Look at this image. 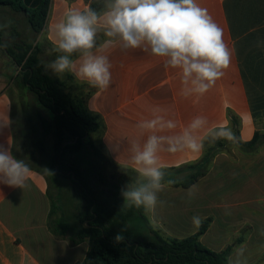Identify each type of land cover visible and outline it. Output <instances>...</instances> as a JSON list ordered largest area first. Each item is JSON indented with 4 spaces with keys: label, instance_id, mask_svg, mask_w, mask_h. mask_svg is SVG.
Instances as JSON below:
<instances>
[{
    "label": "crops",
    "instance_id": "1",
    "mask_svg": "<svg viewBox=\"0 0 264 264\" xmlns=\"http://www.w3.org/2000/svg\"><path fill=\"white\" fill-rule=\"evenodd\" d=\"M197 3L207 8L222 27L224 40L232 51L229 68L213 88L203 96L185 98L181 95L179 70L165 69L166 58L152 56L141 49L127 52L117 49L110 56L113 65L110 88L104 92L96 89L88 100L90 111L100 115L104 123L100 143L110 162L120 168L134 171L131 165L125 166L128 143L138 137L136 125L152 118L153 109H160L158 114L174 120L178 125L176 131L196 116L206 117L208 127L221 124L231 127L228 110H232L241 119L243 142L252 141L256 132H264V46H257L264 41V0H197ZM85 5V0H51L47 28L41 34L31 30L23 13L0 7V28L15 31L17 41L39 44L40 58L51 60L56 54L49 55L53 47L48 39L50 25L57 22L68 7ZM3 15L14 16V26L5 27L9 20H4ZM69 76L66 74L63 80L59 79L69 89L75 83H84L73 76L71 81ZM13 113L12 97L6 80L0 76V119L10 121V125L0 131V143L7 144L12 153L15 144ZM113 143H119L123 150L118 154L110 153L108 145ZM203 154L204 150L201 153H162L163 170L197 164ZM169 188L187 202L184 209L163 206L156 214L159 225L171 224L177 230L166 231L167 237L192 236L208 221L201 240L208 238L209 245L202 243L204 246L218 253L232 247L231 255L244 246L246 264H264V145L256 152H244L233 145L220 151L206 175L190 188ZM189 190L191 194L186 192ZM48 191L45 176L32 170L28 187L24 189L0 184V264H81L86 258L88 241L72 246L66 238L50 231ZM188 216H198L202 222L193 234L185 236V231L173 224L187 221Z\"/></svg>",
    "mask_w": 264,
    "mask_h": 264
},
{
    "label": "clouds",
    "instance_id": "2",
    "mask_svg": "<svg viewBox=\"0 0 264 264\" xmlns=\"http://www.w3.org/2000/svg\"><path fill=\"white\" fill-rule=\"evenodd\" d=\"M48 39L53 45L49 55H56L42 61L45 72L50 71L60 80L66 74L71 75L99 92L108 90L112 84L110 56L117 49L122 52L141 49L166 58L165 69L179 70L181 95L185 98L203 96L213 88L229 68L232 57L222 27L197 0H104L99 10L90 4L68 7L50 25ZM257 46H264V41ZM160 111L153 109L151 119L136 125L138 137L128 143L125 160V166L131 165L139 178L122 187L124 204L142 208L145 214L153 213L164 203L159 199L166 175L162 153H201L208 138L213 142L220 139L238 142L231 127L225 124L208 127L209 121L203 116L194 117L176 131L177 123L158 114ZM9 125L8 119H0V131ZM108 150L118 154L123 149L119 143H113ZM30 171L7 144L0 143V184L24 189L28 187ZM201 222L198 216L192 218L195 228ZM128 227L125 225L115 236L117 243L123 241V232ZM245 251L244 246L237 248L227 258V264H246Z\"/></svg>",
    "mask_w": 264,
    "mask_h": 264
},
{
    "label": "trees",
    "instance_id": "3",
    "mask_svg": "<svg viewBox=\"0 0 264 264\" xmlns=\"http://www.w3.org/2000/svg\"><path fill=\"white\" fill-rule=\"evenodd\" d=\"M85 2L99 10L104 0ZM50 3L51 0H0V7L23 13L31 30L41 34L47 28ZM17 36L13 31L10 39L4 40V30L0 28V48L19 69L12 81L18 80L23 90L34 96L35 104L48 113L39 115L38 131L33 125L30 130L35 136L32 145L41 154L39 160L28 149L18 146L19 136L14 119L13 154L23 160L30 170L44 175L49 184L50 231L57 237L66 238L72 246L89 242V251L81 264H227L232 247L218 253L201 242L208 229V221L194 235L183 239L164 237L149 224L145 228L150 235L132 239L130 221L144 211L124 204L117 188L106 181L100 170V160L108 153L102 144L99 149L90 138L103 133L104 123L101 116L88 107V100L96 89L79 82L69 89L67 84L45 72L40 58L41 46L34 42L17 41ZM69 79L74 80L72 76ZM228 119L238 142L206 139L201 160L173 171L164 170L165 184L172 180L173 183L168 184L170 187L188 189L206 175L220 151L235 145L244 152H256L264 145V132H256L252 141L243 142L240 137L241 119L232 110H228ZM50 140L52 154L47 152ZM75 140L77 142L72 144ZM86 143H90L93 156L84 164L80 153ZM44 166L51 170V174L43 169ZM184 173L188 174L178 177ZM59 179L71 180L77 191L81 207L76 221L70 220L63 211L61 194L54 195L51 190ZM125 225L129 227L123 232L124 239L117 243L114 238Z\"/></svg>",
    "mask_w": 264,
    "mask_h": 264
},
{
    "label": "rangeland",
    "instance_id": "4",
    "mask_svg": "<svg viewBox=\"0 0 264 264\" xmlns=\"http://www.w3.org/2000/svg\"><path fill=\"white\" fill-rule=\"evenodd\" d=\"M3 18L4 20H9V23L7 25H4L5 27L10 28L11 26H14V19H15L14 16L3 15ZM11 33H13L12 30L10 31V29L9 30L6 29L4 31L3 39L9 40L11 36L9 38H7V36L11 35ZM18 70L19 69H17L14 66L12 61L4 54V52L0 48V76H2L6 80L9 93L12 97L13 110H14L13 118L17 124V130L19 136L18 146L25 147L30 152H32L34 156L38 159V157H40L41 154L40 152L35 150V148L32 145L33 138L35 136H33L30 130L33 125L35 126V129L38 131L39 115L40 114L47 115L46 113L48 112L39 108L35 104L34 96L31 93L23 90V85L20 82H18V80L12 81V78L17 75ZM90 141L93 144H95L99 149L101 148L100 135H92ZM83 148L84 149L80 154L85 164L87 160H89L93 156V150L90 143H86V145H84ZM47 152L49 154H52L51 140L48 141L47 143ZM103 157L104 158L100 160L101 162L100 170L104 175L106 181L117 188L120 198L124 203L123 196L121 195V189L128 182L135 183L139 178L138 174L130 169L117 167L116 165L110 162V159H108V156L106 155H103ZM43 169L47 170V172L51 174V170L48 169L47 166H44ZM169 187L170 186L168 184H165L164 190L159 193V199L164 203L158 205L153 213L145 214L144 212L142 215H139L137 218H135V220L130 221V225H131L130 229L133 234L132 239H134V237H138L139 239H142L150 235L149 231L145 228V225L148 224L151 225L154 230L158 231L164 237H167L165 234L166 231H171V232L177 231L176 228L171 224L163 223L162 225H159L158 221L160 220L156 218L157 217L156 214H158V211L163 206H166L167 208H171L172 210L185 208L183 207V205H185L187 201H185L183 197H178L174 195L173 193L174 190L170 189ZM51 190L54 193V195L61 194V204L63 207V211L70 220L76 221L77 214L81 205H79L80 201L78 200V194L71 180L59 179L58 182H56V184L53 185ZM186 192L190 193L189 191ZM192 218L193 217L188 216L187 221L184 219L185 220L184 222H179V224L175 223L173 225H177L182 231H185L183 235L185 236L191 235L196 231L195 230L196 228L193 226V223L190 222ZM181 221H183V218H181ZM202 243L208 246L209 245L208 238L205 237Z\"/></svg>",
    "mask_w": 264,
    "mask_h": 264
},
{
    "label": "water",
    "instance_id": "5",
    "mask_svg": "<svg viewBox=\"0 0 264 264\" xmlns=\"http://www.w3.org/2000/svg\"><path fill=\"white\" fill-rule=\"evenodd\" d=\"M77 142V140H75V141H73V142H71L72 144H74V143H76Z\"/></svg>",
    "mask_w": 264,
    "mask_h": 264
}]
</instances>
